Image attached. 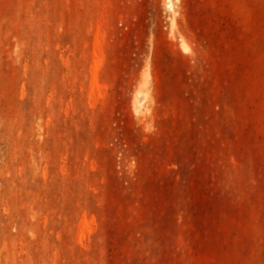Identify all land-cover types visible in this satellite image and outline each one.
<instances>
[{"label":"rangeland","instance_id":"obj_1","mask_svg":"<svg viewBox=\"0 0 264 264\" xmlns=\"http://www.w3.org/2000/svg\"><path fill=\"white\" fill-rule=\"evenodd\" d=\"M0 264H264V0H0Z\"/></svg>","mask_w":264,"mask_h":264}]
</instances>
